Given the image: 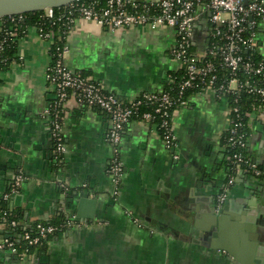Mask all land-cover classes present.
Returning <instances> with one entry per match:
<instances>
[{"label": "crops", "instance_id": "0c3cea01", "mask_svg": "<svg viewBox=\"0 0 264 264\" xmlns=\"http://www.w3.org/2000/svg\"><path fill=\"white\" fill-rule=\"evenodd\" d=\"M207 30L196 24L197 48L205 47ZM175 42L172 28L112 31L78 19L67 36L65 62L131 100L145 91H163L173 81L180 69L171 54ZM257 52L264 59V23ZM51 53V42L30 26L18 39L12 62L0 66V197L22 171L25 179L10 201L22 227L61 215L81 225L54 234L45 250L31 251L23 260L0 253V264H243L207 244L203 231L230 174L223 150L228 99L190 94L175 110L174 149L165 147L154 124L129 122L115 196L107 170L111 121L102 109L66 101L67 149L56 158L46 113L56 99L46 78ZM248 132L247 152L264 164V121H249ZM228 195L229 226L246 235V242L237 236L238 252L260 253L264 264V240H259L264 238V180L238 176Z\"/></svg>", "mask_w": 264, "mask_h": 264}, {"label": "built area", "instance_id": "2783aa9c", "mask_svg": "<svg viewBox=\"0 0 264 264\" xmlns=\"http://www.w3.org/2000/svg\"><path fill=\"white\" fill-rule=\"evenodd\" d=\"M44 11L45 17L55 16L53 8ZM65 11L68 24L64 32L34 26L41 37L51 42V50L57 40L66 38V42L51 53L52 61L46 70L47 81L54 86L56 94L46 113L51 118L58 160L67 149L63 135L66 101L74 98L79 105L102 109L111 121L107 136L112 155L107 170L113 194L117 196L124 174L121 144L127 124L133 120L154 124L165 147L174 149L177 144L175 110L187 104L190 94L212 93L227 98L229 103V126L223 150L230 174L227 186L217 197V209L227 199L230 186L238 176L264 180V164L247 152L249 121H264V59L253 53L257 51L258 28L264 23V0H76L65 6ZM204 16L209 22L207 42L204 48H197L194 30ZM78 19L95 22L112 31L133 27L174 29L176 42L171 54L180 63L181 76L175 77L177 81L170 89L145 91L134 99H121L101 82L67 66V36ZM25 20L24 13L0 18V64L5 60L3 53L9 42L26 33L22 29ZM175 78L173 76V81ZM24 179V173L18 171L9 191L2 197L11 200L19 193ZM77 225L80 226V222L66 217L65 224L38 222L31 231L20 225L13 210L0 208V253L17 255L23 260L32 247L43 244L62 227Z\"/></svg>", "mask_w": 264, "mask_h": 264}, {"label": "water", "instance_id": "95a60500", "mask_svg": "<svg viewBox=\"0 0 264 264\" xmlns=\"http://www.w3.org/2000/svg\"><path fill=\"white\" fill-rule=\"evenodd\" d=\"M74 1L76 0H0V18L13 14L46 10L48 8H59ZM199 23L202 24L205 29H208L209 22L205 16L199 21ZM229 198L228 195L227 199L219 209L215 206L208 227L203 229L207 239L206 243L214 248L229 252L231 255L238 258L243 264H261L260 253H254L253 251L250 255L244 254L245 257H243L244 255L238 252V246L236 245L237 241H245L246 235L243 232H240L238 236L236 229H233L235 226H229L230 224L226 208ZM259 238L260 241L264 240V238L260 236ZM256 242L258 244V241ZM253 248L256 251V244L252 245V249ZM14 257L18 258L17 255H14Z\"/></svg>", "mask_w": 264, "mask_h": 264}, {"label": "trees", "instance_id": "16d2710c", "mask_svg": "<svg viewBox=\"0 0 264 264\" xmlns=\"http://www.w3.org/2000/svg\"><path fill=\"white\" fill-rule=\"evenodd\" d=\"M54 12H55V16L53 18H48L44 16L45 11L41 10V11H35V12H27L24 13V15L26 16V20L22 26L23 30H26L30 27V26H36L38 28H43L44 30H48V29H54L55 31H60V32H64L67 29V20H68V14L65 11V6L63 7H59V8H54ZM6 17H3V19H5ZM65 34H63L64 36ZM66 42V38H62L61 40H57V43L55 45H53V48L51 50L52 53H55L58 47H61L64 43ZM17 43H18V38L13 39L9 42L8 47L6 48V50L3 53V58L5 59L0 65L1 66H7L9 65L13 58H14V53L16 52V48H17ZM254 55L261 59L262 57L260 55H258V52L255 51L253 52ZM182 71L181 69H179L177 72L174 73V78L177 77V79L181 76ZM177 79L175 78L173 82L169 83L166 89H170L172 86L175 85ZM187 94H190V91L187 92ZM247 129H248V125H247ZM11 200H5L2 196L0 197V208H7V209H11L13 210L16 214H17V218L19 219L18 216V212L12 208L11 204H10ZM42 222L44 224L47 223H52L55 225H61V224H65L66 222V216H58L56 218H53L51 220H46V221H39ZM38 223V222H37ZM32 224V225H27L28 229L33 231V227H35V225L37 224ZM66 228H61L60 231L65 230ZM59 231V232H60ZM58 233V232H57ZM53 235H50L44 242L43 244L37 246V247H32L31 251H42L45 250L47 248V241L49 238H51Z\"/></svg>", "mask_w": 264, "mask_h": 264}]
</instances>
